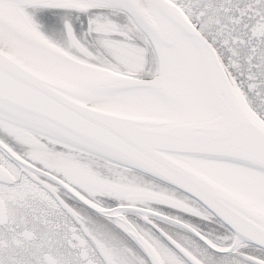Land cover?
Segmentation results:
<instances>
[{"label":"snow or ice","instance_id":"1","mask_svg":"<svg viewBox=\"0 0 264 264\" xmlns=\"http://www.w3.org/2000/svg\"><path fill=\"white\" fill-rule=\"evenodd\" d=\"M0 264H264V0H0Z\"/></svg>","mask_w":264,"mask_h":264}]
</instances>
